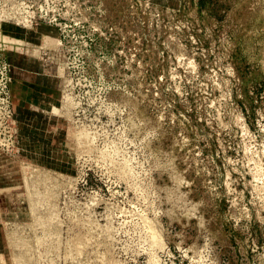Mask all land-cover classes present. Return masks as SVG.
Instances as JSON below:
<instances>
[{
  "label": "rangeland",
  "instance_id": "1",
  "mask_svg": "<svg viewBox=\"0 0 264 264\" xmlns=\"http://www.w3.org/2000/svg\"><path fill=\"white\" fill-rule=\"evenodd\" d=\"M32 24L58 138L0 150V264H264V0H0V62Z\"/></svg>",
  "mask_w": 264,
  "mask_h": 264
},
{
  "label": "crops",
  "instance_id": "2",
  "mask_svg": "<svg viewBox=\"0 0 264 264\" xmlns=\"http://www.w3.org/2000/svg\"><path fill=\"white\" fill-rule=\"evenodd\" d=\"M2 32L5 54L12 66L9 91L18 153L31 161L52 159L59 128L55 111L61 68L52 64L55 36L49 28L36 24Z\"/></svg>",
  "mask_w": 264,
  "mask_h": 264
},
{
  "label": "built area",
  "instance_id": "3",
  "mask_svg": "<svg viewBox=\"0 0 264 264\" xmlns=\"http://www.w3.org/2000/svg\"><path fill=\"white\" fill-rule=\"evenodd\" d=\"M12 80L8 62H0V150L17 151V126L13 116L9 83Z\"/></svg>",
  "mask_w": 264,
  "mask_h": 264
}]
</instances>
